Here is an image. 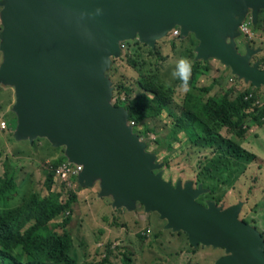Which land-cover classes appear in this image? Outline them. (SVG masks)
<instances>
[{
	"label": "water",
	"instance_id": "1",
	"mask_svg": "<svg viewBox=\"0 0 264 264\" xmlns=\"http://www.w3.org/2000/svg\"><path fill=\"white\" fill-rule=\"evenodd\" d=\"M0 84L12 86L17 141L48 140L82 166V188L99 184L113 208L156 213L166 229L188 244L222 249L215 264H264L261 233L239 219L242 204L205 207L201 186L165 180L164 164L147 151L125 106L112 103L108 74L121 43L139 39L155 50L175 28L198 42L196 60H219L253 87H264V69L251 63L258 51L234 40L247 14L255 26L264 0H1ZM100 10L97 13V10Z\"/></svg>",
	"mask_w": 264,
	"mask_h": 264
},
{
	"label": "rangeland",
	"instance_id": "2",
	"mask_svg": "<svg viewBox=\"0 0 264 264\" xmlns=\"http://www.w3.org/2000/svg\"><path fill=\"white\" fill-rule=\"evenodd\" d=\"M1 11L0 6V14ZM243 26H246L247 31H244ZM174 30H179L180 36V29L175 28ZM2 31L3 24L0 17V34ZM238 31L240 36L234 40L236 50L244 54V45H249L258 51L251 57L250 62L259 61L260 68L264 69V11L259 14L255 26L252 24L251 15L247 14ZM169 36L158 41L156 47L157 49L158 46L159 48L167 46L169 49L167 56H170L171 48L170 40L167 39ZM137 42L141 46L136 44ZM179 43H182L188 50L181 56H170L166 60L150 54L151 48L138 38L121 43L122 55L118 59L113 58L108 69L114 87L112 103L121 106L126 102L125 93H121L123 96L115 95V84L131 85L140 70L159 76V81L168 87H177L175 101L180 103L186 92L179 86L180 81L173 79L171 73L177 59L182 56L188 59L194 56V60L200 61L202 65L209 63L211 70L204 73L207 75H201L197 85L203 87L212 83V93L218 89L222 92L229 88L240 92L251 85L239 80L219 60H196L195 49L198 42L192 35L185 39H177V44ZM126 52L128 57L125 58ZM140 61L144 63L140 64ZM2 62L3 54L0 50V64ZM255 92L257 98L254 104L258 105V100L260 103L264 101V87H258ZM14 102V88L0 84V123L5 121L7 124L6 130L0 129V178L6 177V172L14 176L18 184V197L20 198L18 201H20L23 198L22 194L30 191L39 192L42 195L47 194L44 186V170L50 171L49 166L53 165L54 160L61 158L63 153L43 138L35 146L27 141H17L14 138L13 127H15L17 117L12 110ZM172 109L173 111L178 110ZM171 113V110H166L162 115L147 120V126L153 130H146L143 124H136L134 127V131L138 133L141 140L147 143V151L156 153L157 163L164 164L162 171L165 180L174 186L179 181L183 185L191 182L194 188L201 186L205 191L197 201L205 207L208 203H214L225 209L241 203L242 210L239 219L245 218L250 226L256 225L264 233V194L261 192V185L258 184L257 178L253 179L254 184L251 187L246 188L245 179L240 177L245 164L237 162L238 157L227 151L224 156H221V150L213 154L209 158L213 166H206L203 158L210 152V148L189 146L184 133H180L179 140L168 147V142L172 140L171 123L174 119ZM220 133L224 137L231 136L225 129H222ZM240 147L257 156L252 164L253 167L259 166V169L264 170V167L260 166L264 165V124L250 123ZM231 151L234 154L237 153L235 150ZM166 156L169 157V165L165 163ZM74 170L75 168L72 174L78 176L69 177L66 185L61 180H59L60 183L55 182L54 191L60 192L62 202L69 200L73 194L78 196V201L72 210H75L74 222L71 226L68 225L67 229L74 238L73 255L78 256L80 264H127L125 256L132 260L131 264H215L219 258L224 256V251L221 249L202 246L193 249L188 244L186 234L167 230L166 221H162L156 213H146L142 205H138L137 209L132 212L125 208H113L114 203L111 197L100 198L98 183L93 188L79 187L80 184L74 179L78 180L80 174H75ZM197 171L199 174L202 172L203 177L199 175L197 177ZM238 178L239 181L235 183ZM261 194L263 198H260ZM62 221L60 219L55 224H61ZM57 232L62 233V229L57 228Z\"/></svg>",
	"mask_w": 264,
	"mask_h": 264
},
{
	"label": "trees",
	"instance_id": "3",
	"mask_svg": "<svg viewBox=\"0 0 264 264\" xmlns=\"http://www.w3.org/2000/svg\"><path fill=\"white\" fill-rule=\"evenodd\" d=\"M169 35L167 39L171 44L170 56H181L188 50L182 43L177 44L179 36H174L173 32ZM136 44L141 46L139 42ZM183 49L184 51H182ZM168 51L167 46L165 48L158 46L155 50L150 49V54L166 60L167 57H170L167 56ZM126 57H128L127 52L125 53ZM189 60L192 63L190 90L181 98L180 103L175 101L177 87H168L162 84L159 81V76L144 70L139 71L131 85L115 84V95L125 93L126 102L122 105L129 109L130 120H134L139 125L143 124L148 131L153 129L147 126V120L162 115L166 110H171L170 115L174 119L171 123L170 136L172 140L168 142V147L179 140L180 133H184L189 146L210 148V152L203 158L206 166H213L209 158L220 150L222 151L221 156L225 155V151L236 155L238 157L236 161L245 164L240 174L241 179H245L244 186L251 187L254 184L253 179L257 178L258 184L261 185V192L264 194V170L259 169V166H252L257 156L240 147L241 140L250 123L264 124V101L257 103L258 105L254 104L257 98L255 90L258 87L249 85L248 88L240 92L234 88L222 90V92H220L221 89H218L217 94L216 92L212 93V83L203 87L197 85L201 75H207L204 73L211 70L209 63L206 62L202 65L200 61L194 60V56H191ZM143 63L144 61H140V64ZM207 93L212 94L206 95ZM249 93L252 96L245 98ZM121 96L117 97L121 98ZM172 108L178 110L173 111ZM16 124L17 117L13 134ZM0 129H2L1 123ZM222 129L227 130L231 136H222L220 133ZM42 140L38 139L31 145L35 146ZM27 142L30 144L29 141ZM59 150L63 153L62 157L54 160L53 165L49 166L50 171L44 170L46 195L30 191L22 194V200L18 201L20 199L18 184L14 176L6 172V177L0 178L1 264H80L78 256L73 255L75 242L67 229V226H71L74 222L75 210H72L78 201V196L73 194L69 200L62 202L60 192L54 191L55 182L60 183L59 180H61L56 176L54 169L68 162L65 149L59 148ZM231 150H235L237 153L234 154ZM165 163L169 165L168 156L165 157ZM260 166L264 167V165ZM198 175L203 177L204 174L198 172L197 177ZM239 178L235 183L239 181ZM74 180L78 183L77 178ZM61 181L66 185L67 181ZM260 198H263L262 194ZM66 215L68 217L65 218ZM60 219L63 220L62 223L55 224ZM240 220L250 224L245 218ZM251 226L258 230L264 239V233L256 225ZM57 228H61L62 233L57 232ZM182 234L185 233L182 232ZM125 260L127 264L132 263L128 256H125Z\"/></svg>",
	"mask_w": 264,
	"mask_h": 264
},
{
	"label": "clouds",
	"instance_id": "4",
	"mask_svg": "<svg viewBox=\"0 0 264 264\" xmlns=\"http://www.w3.org/2000/svg\"><path fill=\"white\" fill-rule=\"evenodd\" d=\"M100 10H97L99 13ZM192 72V63L187 57H179L176 61L175 67L171 73L173 79L180 81V87L184 89L185 92L189 91V80Z\"/></svg>",
	"mask_w": 264,
	"mask_h": 264
},
{
	"label": "built area",
	"instance_id": "5",
	"mask_svg": "<svg viewBox=\"0 0 264 264\" xmlns=\"http://www.w3.org/2000/svg\"><path fill=\"white\" fill-rule=\"evenodd\" d=\"M243 29H244V31H247L246 26H243ZM173 34H174V36H179V30H174ZM230 80H232V79L230 78ZM251 96H252V94L249 93V94H247L245 96V98H248V97H251ZM257 103H259V100L257 101ZM129 123L133 127L136 125V122L134 120H129ZM6 127H7L6 122L2 121L1 122V128L2 129H6ZM74 168H75V170H74L75 174H77V173L80 174L82 172V170H83L82 166H78V165H74V164L71 165V164L64 163V164L58 166L57 168H55L54 171H55L56 176L59 179L68 182L69 177L72 178V177H77L78 176V175H73L72 174V171H73Z\"/></svg>",
	"mask_w": 264,
	"mask_h": 264
}]
</instances>
